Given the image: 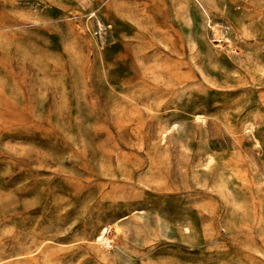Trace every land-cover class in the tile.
Here are the masks:
<instances>
[{
  "label": "rangeland",
  "instance_id": "obj_1",
  "mask_svg": "<svg viewBox=\"0 0 264 264\" xmlns=\"http://www.w3.org/2000/svg\"><path fill=\"white\" fill-rule=\"evenodd\" d=\"M0 264H264V0H0Z\"/></svg>",
  "mask_w": 264,
  "mask_h": 264
}]
</instances>
